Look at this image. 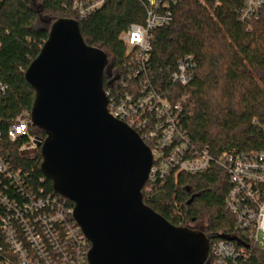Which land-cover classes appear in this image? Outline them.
<instances>
[{
    "label": "trees",
    "instance_id": "trees-1",
    "mask_svg": "<svg viewBox=\"0 0 264 264\" xmlns=\"http://www.w3.org/2000/svg\"><path fill=\"white\" fill-rule=\"evenodd\" d=\"M243 1L220 0L219 6L213 1H172V19L151 30L150 57L136 76L121 34L131 24L145 22V0H107L83 18L73 0L1 2L0 84L6 89L0 92V154L27 174L33 188L58 195L41 171L40 147L22 154L19 148L24 140L11 141L6 133L18 116H31L35 90L25 74L59 18L77 20L85 42L107 54L103 89L109 99H119L125 92L137 94L140 83L148 79L150 88L162 97L182 103L180 125L195 148L207 150L215 158L229 151L263 150L264 7L258 19L245 21L239 14ZM185 57L194 63L193 77L182 85L171 80V73ZM30 132L46 137L36 125ZM143 140L153 147L150 140ZM230 188L227 172L213 163L203 173L179 171L161 180L148 179L142 191L144 203L171 224L206 234L209 252L205 264H215L211 248L216 240L232 241L237 249L238 254L227 258L225 264H264V247L237 233L235 217L225 205ZM65 201L74 208L72 201ZM203 217L206 225L191 227Z\"/></svg>",
    "mask_w": 264,
    "mask_h": 264
},
{
    "label": "water",
    "instance_id": "water-1",
    "mask_svg": "<svg viewBox=\"0 0 264 264\" xmlns=\"http://www.w3.org/2000/svg\"><path fill=\"white\" fill-rule=\"evenodd\" d=\"M108 61L85 42L77 20L53 22L25 74L35 90L33 123L46 134L38 142L41 171L74 203L90 264H205L206 234L175 226L144 203L153 153L108 111Z\"/></svg>",
    "mask_w": 264,
    "mask_h": 264
},
{
    "label": "built area",
    "instance_id": "built-area-1",
    "mask_svg": "<svg viewBox=\"0 0 264 264\" xmlns=\"http://www.w3.org/2000/svg\"><path fill=\"white\" fill-rule=\"evenodd\" d=\"M5 0H0L1 2ZM107 0H73L81 18L102 7ZM174 0H145L146 18L143 24L133 23L121 39L130 50L134 76L140 74L152 49L151 30L168 24ZM203 4L220 0H199ZM264 0H244L240 18L251 21L260 17ZM192 58L177 63L171 80L182 85L193 77ZM6 89L0 84V92ZM139 92H125L119 99H109V113L136 130L142 139L152 143L153 165L149 178L157 181L167 175L184 171L190 174L206 172L215 163L229 175L231 188L225 199L226 208L234 215L238 235H243L257 247H264V149L229 151L215 158L207 150L195 148L180 125L181 102L172 103L150 88L149 80L140 83ZM108 96V93H106ZM258 123V119H253ZM34 125L26 113L9 126L6 136L11 141L24 140L22 154L39 149L44 139L30 132ZM264 132V123H262ZM3 133L0 131V140ZM27 174L13 167L0 154V264H90L89 239L82 231L62 195L46 194L27 181ZM73 218V220L71 219ZM215 264H225L238 252L229 240L212 244Z\"/></svg>",
    "mask_w": 264,
    "mask_h": 264
},
{
    "label": "rangeland",
    "instance_id": "rangeland-1",
    "mask_svg": "<svg viewBox=\"0 0 264 264\" xmlns=\"http://www.w3.org/2000/svg\"><path fill=\"white\" fill-rule=\"evenodd\" d=\"M206 224H207V218L206 217H203L197 223L192 224L191 227L200 228V227H202V226H204ZM194 230H197V229H194ZM260 238H261V240H264V233L263 232L260 233Z\"/></svg>",
    "mask_w": 264,
    "mask_h": 264
}]
</instances>
